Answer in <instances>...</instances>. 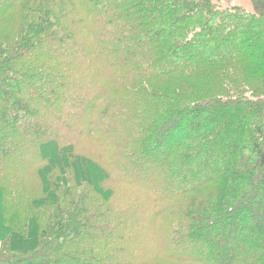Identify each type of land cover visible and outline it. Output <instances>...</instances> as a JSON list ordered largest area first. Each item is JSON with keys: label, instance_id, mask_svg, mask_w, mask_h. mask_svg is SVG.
I'll return each mask as SVG.
<instances>
[{"label": "trees", "instance_id": "trees-1", "mask_svg": "<svg viewBox=\"0 0 264 264\" xmlns=\"http://www.w3.org/2000/svg\"><path fill=\"white\" fill-rule=\"evenodd\" d=\"M221 1L0 0V264H264V13Z\"/></svg>", "mask_w": 264, "mask_h": 264}, {"label": "rangeland", "instance_id": "rangeland-1", "mask_svg": "<svg viewBox=\"0 0 264 264\" xmlns=\"http://www.w3.org/2000/svg\"><path fill=\"white\" fill-rule=\"evenodd\" d=\"M216 5L222 9L225 8H239L243 11L252 14H262L264 13V1H253V0H224L217 2ZM147 170V171H146ZM144 173L148 174L150 170L148 168H143ZM239 215L234 216L237 218Z\"/></svg>", "mask_w": 264, "mask_h": 264}]
</instances>
